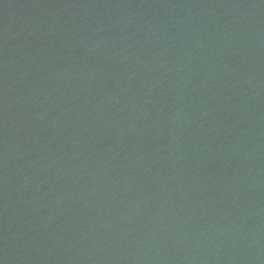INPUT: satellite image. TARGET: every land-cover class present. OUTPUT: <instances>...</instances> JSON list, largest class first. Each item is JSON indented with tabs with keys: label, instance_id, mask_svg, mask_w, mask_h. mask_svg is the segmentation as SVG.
<instances>
[{
	"label": "water",
	"instance_id": "95a60500",
	"mask_svg": "<svg viewBox=\"0 0 264 264\" xmlns=\"http://www.w3.org/2000/svg\"><path fill=\"white\" fill-rule=\"evenodd\" d=\"M0 264H264V0H0Z\"/></svg>",
	"mask_w": 264,
	"mask_h": 264
}]
</instances>
